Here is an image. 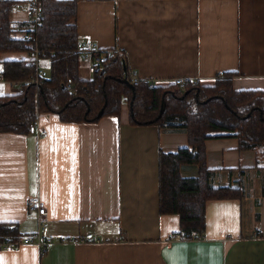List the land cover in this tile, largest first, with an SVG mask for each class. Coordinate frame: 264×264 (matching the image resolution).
<instances>
[{
  "label": "crops",
  "instance_id": "crops-1",
  "mask_svg": "<svg viewBox=\"0 0 264 264\" xmlns=\"http://www.w3.org/2000/svg\"><path fill=\"white\" fill-rule=\"evenodd\" d=\"M77 1L80 44L123 51L142 81L212 85L233 72L234 89L264 91V0ZM27 19L24 6L10 13L13 27ZM21 59L28 53L0 54V62ZM87 64L82 79L92 77ZM16 93L0 77V95ZM36 121L45 136L0 133V223L36 231L26 211L39 196L53 241L45 252L34 243L0 248V264H264L262 147L241 149L233 137L205 142L213 186L241 188L243 198L209 200L205 236L181 240L179 217L160 214L159 155L188 146L185 130L134 125L128 104L93 123L53 113ZM181 172L196 177L198 168ZM86 233L99 241H62Z\"/></svg>",
  "mask_w": 264,
  "mask_h": 264
},
{
  "label": "trees",
  "instance_id": "trees-1",
  "mask_svg": "<svg viewBox=\"0 0 264 264\" xmlns=\"http://www.w3.org/2000/svg\"><path fill=\"white\" fill-rule=\"evenodd\" d=\"M41 23L30 40L15 37L10 20L14 0H0V54L38 49L49 61V76L39 87L28 85L22 93L0 95V133L29 134L39 113L56 114L62 122L93 123L104 116L119 117L128 104L134 125L154 124L160 129H182L188 146L176 152L160 150L159 202L161 215H177L181 240L201 239L206 233V204L209 200L243 198L241 188L214 187L207 165L205 142L215 138H237L241 149L262 147L264 152V91L236 90L235 73L217 75L214 84L184 80L151 87L148 81L121 80L129 67L123 51L82 79L79 68L77 0H41ZM26 25V24H25ZM22 26V25H21ZM24 26V25H23ZM36 74L29 59L0 62V77L8 82L26 81ZM72 81V90L67 88ZM128 79H130L128 77ZM166 107L160 116L162 101ZM103 109V114L98 113ZM195 165L196 177H184L181 167ZM16 223H0V248L8 241L26 237Z\"/></svg>",
  "mask_w": 264,
  "mask_h": 264
},
{
  "label": "built area",
  "instance_id": "built-area-1",
  "mask_svg": "<svg viewBox=\"0 0 264 264\" xmlns=\"http://www.w3.org/2000/svg\"><path fill=\"white\" fill-rule=\"evenodd\" d=\"M15 7H26L28 10V19L26 25H20L16 27V33L25 40H30L32 37L33 31L38 27L41 23L42 17V1L41 0H14ZM116 52H119V49H99L95 45H84L79 44V53L80 60L82 62H87V68L89 73L93 74L94 72L101 69L105 62L111 59ZM28 59L34 64L36 69V74L33 78L28 79L26 81H17L12 84L16 88L17 93H22L24 88L28 85H35L39 87L43 79L46 78L45 71L42 69L41 60L43 59L40 55L38 49L31 51L28 54ZM129 75L131 80L137 81L138 74L135 70H129ZM151 87L157 86V82L150 80L148 81ZM178 84H183L184 80L176 79L173 81ZM168 84V83H167ZM67 88L72 90V81L68 80ZM29 134L35 135L37 137H43L46 135V130L39 126L37 121L32 123L29 128ZM27 218H34L37 223V229L30 235L23 237L19 241H8L4 243L1 248H16L22 244L34 243L36 244L41 252H45L48 244L52 243L53 239L50 235L46 233L47 228L49 227V221L47 219V208L45 202L39 197H31L27 200ZM88 240H96L93 233H86L84 237H75L63 239L62 241H71V242H79V241H88Z\"/></svg>",
  "mask_w": 264,
  "mask_h": 264
},
{
  "label": "water",
  "instance_id": "water-1",
  "mask_svg": "<svg viewBox=\"0 0 264 264\" xmlns=\"http://www.w3.org/2000/svg\"><path fill=\"white\" fill-rule=\"evenodd\" d=\"M122 83L126 84L127 86H129L131 89H134V85L127 79V77H124L121 80ZM166 107V102L165 100L162 101V105H161V109H160V116L162 115V113L164 112ZM103 114V109L100 110V112L98 113V117H101Z\"/></svg>",
  "mask_w": 264,
  "mask_h": 264
},
{
  "label": "rangeland",
  "instance_id": "rangeland-1",
  "mask_svg": "<svg viewBox=\"0 0 264 264\" xmlns=\"http://www.w3.org/2000/svg\"><path fill=\"white\" fill-rule=\"evenodd\" d=\"M15 35V37H18L19 38V36H17L16 34H14ZM119 51H121V50H119ZM41 65H42V69L45 71V74H46V78L49 76V73H50V70H49V67L47 66V64L45 63V64H43V63H41ZM129 70H132V69H129ZM134 70V69H133ZM136 71V70H135ZM128 75H129V73H128ZM129 78H131L130 76H128ZM128 77H127V79H128ZM139 79V78H138ZM131 83L133 82L131 79H128ZM140 80V79H139ZM147 81H150V80H147ZM153 81H155V80H153ZM134 82H136V81H134ZM157 82V81H156ZM158 83V82H157ZM167 83H165V84H160V83H158L157 84V86L158 85H166ZM166 102V101H165ZM160 114V113H159ZM181 174H182V172H181Z\"/></svg>",
  "mask_w": 264,
  "mask_h": 264
},
{
  "label": "snow or ice",
  "instance_id": "snow-or-ice-1",
  "mask_svg": "<svg viewBox=\"0 0 264 264\" xmlns=\"http://www.w3.org/2000/svg\"><path fill=\"white\" fill-rule=\"evenodd\" d=\"M171 264H181V262H180V261H177V260H173V261L171 262ZM213 264H215V262H213Z\"/></svg>",
  "mask_w": 264,
  "mask_h": 264
}]
</instances>
